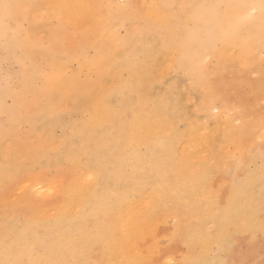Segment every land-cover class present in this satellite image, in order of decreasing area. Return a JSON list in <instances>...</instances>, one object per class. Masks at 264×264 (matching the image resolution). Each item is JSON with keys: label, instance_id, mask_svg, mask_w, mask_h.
Returning a JSON list of instances; mask_svg holds the SVG:
<instances>
[{"label": "rangeland", "instance_id": "1", "mask_svg": "<svg viewBox=\"0 0 264 264\" xmlns=\"http://www.w3.org/2000/svg\"><path fill=\"white\" fill-rule=\"evenodd\" d=\"M48 3H51L50 7ZM234 3L236 2L231 1V3L228 5H233ZM2 4H8L10 5V7L7 9L0 7V120L2 121H0V261H13L22 264V262L20 263V260L22 259L21 252L25 244H22L24 239L23 237L21 238V236L23 235L22 231L25 227V224L34 220L36 218V215L39 214V211L49 210L51 206H55L53 209L57 208L59 205L61 206L62 202L64 201V193L71 190L72 188L79 187L80 185H85L86 189L89 190L90 185L93 186L95 183H97L95 179V175L99 171V167L97 164V166L95 165L94 167H91L89 169L90 171L83 170V168H81L83 166L73 167L66 157L56 159L55 152L61 147L62 141L65 137L63 126L66 125V127H68L72 123H77L84 126L89 121H91V117L94 113L93 111L98 109H96V107H99L98 102L96 101H98V99H102V97L107 94L109 88L108 85H110L113 81L110 83V81L107 79L108 76H110L109 74H112L111 69H109L107 66L99 65L98 69L96 70L93 64L92 66L84 64V66L82 67L84 71L79 72V77H77L74 82L70 83L62 90V92L65 93V96H69L68 98H63V100L67 101H63L61 99L56 104H51L46 108V102L43 101V97L47 96L53 91H57L55 90L58 89L56 84L61 81L59 76H56L53 81L52 78H47L46 75L47 72L50 71L49 66H51V64H49V59L53 58L54 56L60 57L61 62L59 68H63V61L64 59L66 60L65 57L67 56V50L72 47V41L75 39L70 38L69 36L72 31L71 21L64 14H62V12L58 8L54 6V0H0V5ZM35 6L38 7L35 8ZM151 6L153 7L152 4ZM227 9L229 10L228 6ZM232 9L233 8H230L229 13L225 12L226 16L224 15V19L228 21L227 26H229V30H233L237 22V10ZM13 10L16 11L13 12ZM40 11H46V13H43V16H41L42 12ZM7 12H9V14ZM5 13L8 14L6 17H4V15H6ZM39 13L41 15H39ZM44 15L46 16V19L44 18ZM23 17L26 19H24ZM12 20H15V23ZM225 20L222 22L221 28L224 27ZM257 27L258 26H253V37H251L252 40H245V42L241 41L240 38L230 39L231 35L224 33V38H205V36H201V38H205V40L202 39L201 43L205 44L208 42L207 40H209V42H211V46L207 49L200 50L198 65L194 64L192 60L187 62L183 61L181 63L180 66L182 68V71H185V73L187 72L188 75L183 78L184 81L181 85L179 84V86H177V80L173 79V72L175 69L176 61L173 59V57H175L174 55L177 53H169L167 55V59L163 61L161 67L159 68V72L164 74V79H167L168 81L167 87H159L158 93L153 96V99L150 98V100L148 101L149 103L146 102V96H140L139 94L137 95L129 92L126 96L127 102L125 104L123 102H117L116 105L112 106L113 109H110L112 117L115 118V120H113L112 118V122L115 121V123L111 127V137L113 139L121 138V144H123L125 138L128 137L130 128H134L135 126L143 127V130L141 129V131L139 132L140 134H138L139 139L136 138V152L137 154H139L136 155L135 158V156H132L129 153L127 160L129 162H133V166L136 170L141 168L144 170V172L145 158H148L146 156V147L143 143L144 140L142 139L143 137H141V135L143 132H145L143 134H147L146 129L149 130L151 128L152 130V124L155 125L156 129L161 127L159 123L160 118L164 120L168 119L167 123L171 122L178 131H182L184 130L186 124L185 114L187 111L191 114V116H194L195 119L202 121L201 123H204L203 121L206 120V125L204 124L203 128H208L210 129V132L212 131V121L204 117L201 100H204V102L210 105L211 108L209 110L214 108L219 109H217L218 112H211V116L217 117L220 120L216 143H219L220 135L229 132L232 128V132H235L236 130L238 131V136L236 135L238 139L233 138V141L231 140L230 143L227 142L225 144L226 146L224 145L225 147L222 148V150L209 151L210 148L208 146L207 151L202 150L198 153L199 159L202 158V161L198 163V166H192L191 169H189L193 170L194 175L198 174L197 177L193 178L194 181L193 179L188 178L186 171L185 173L180 171L182 175L178 179L179 181H177V183H175L173 186L175 190L174 200L168 202L165 201L163 191L166 190V186H162L160 183H154L153 186H151V190L152 192H155V195L153 194L150 200H148L146 213H149L148 215L151 217V220L153 222H149L150 234L148 232V228L144 229V231L142 232V238H146V244L142 249L144 258L148 260L147 264H153V261H158L161 255L165 257L164 260H169L170 258V260L175 261V264H185L186 261H207L209 262V264H211V262L216 261L217 258L218 260L226 261L227 264H264V236H262L264 235V155H262V151L264 150H261L260 142L261 138L264 137V129L261 128L260 125L264 123V25L261 24L258 28ZM12 28L14 30H18H16L15 32ZM174 28L175 27H173V29ZM220 30L223 31V29ZM50 31H52L53 33ZM7 34H9L8 38ZM211 36H213V34ZM27 38H29V41H27ZM48 38H50L51 40H49ZM33 41L34 43H31ZM254 48H258V51H256V49ZM25 51H28V53H26ZM17 53H19L20 55L18 54L16 57L15 54ZM86 53L88 57L91 56L90 58L93 59L92 56L94 55V52L91 49H89L90 54L88 53V50L86 51ZM24 60H26L25 63ZM30 63L31 66L29 67L28 65ZM25 64L27 65L25 66ZM76 64L77 63L72 60L71 63L65 66V72H67V74H70L71 72L79 70L78 65ZM145 64L147 66L151 64L149 58H147ZM21 66L22 68H20ZM165 70L167 72H164ZM98 72L103 74L106 78L104 80H100L98 77ZM125 77L126 75L123 73L119 78H121L122 80ZM89 78L90 81H88ZM258 79L260 80L258 81ZM88 82L90 83V86H87ZM102 83L105 84L102 85ZM43 85L47 87L44 89L48 90L47 93H45L43 90L40 91V88ZM191 85H193L192 88H190ZM217 90L222 96L220 97V99L225 106L224 109L222 108L220 103L215 100V93ZM101 92L104 94H101ZM164 92H167L168 95L166 96ZM71 97H75V100L73 101ZM95 98L97 100H95ZM169 98H171L172 102H169ZM137 99H139V101ZM151 100L155 101L156 103L165 100L164 102L168 104L167 110L164 113H161L158 107L156 112L154 113L155 115L153 114V117L151 112V109L153 107ZM93 101L95 103V106ZM92 106L93 109H91ZM68 109H72L71 119L67 115ZM173 111H177V114L171 115L170 120V116H168V114ZM89 115L91 116L90 119ZM44 117L48 121L52 122L51 126L47 128L43 126V122L40 119ZM148 124L150 127H148ZM248 130L251 133L247 136H244ZM242 131L244 132L243 134ZM21 132L25 133L21 135ZM202 133H204V131ZM33 137L35 140H30ZM43 137L46 139H44ZM59 139V143H56ZM97 140L101 141L102 143H108L109 145L112 142L108 138H101L100 140L98 137ZM6 142H8V144ZM232 142L233 144H231ZM4 147L6 152H4ZM46 147L49 149H47ZM118 153L121 154L119 150ZM22 157L23 159H25L23 160ZM111 157L113 156H110V153L104 155V162L107 164L109 162L112 165H116L115 160H109ZM20 159L23 161H20ZM204 159L209 160L210 164L204 163ZM36 160L51 161L48 164H42L40 162H37ZM18 163L19 165H17ZM246 165L249 167H247ZM70 167L72 168L70 169ZM220 167L223 169H221ZM68 169H70V171ZM224 169L225 171H223ZM42 170H44L43 175L39 174ZM121 170L125 173V176L121 177L119 179V182L122 185H127L126 181L130 176L132 169L130 166H128L122 168ZM210 171L214 173H211ZM255 173H257L258 176L255 175ZM211 175H213L212 178ZM254 175L257 178H255ZM40 176H44V178H40ZM240 178L241 180H238ZM245 178L247 179L244 180ZM8 179L10 180L8 181ZM80 179L81 181H88V183L85 182L86 184H83L80 182ZM254 179L258 180L255 181ZM75 180L79 181L76 182ZM248 180L249 182L253 180L251 182L252 185L248 184ZM239 182L241 184H239ZM74 183H79V185H71ZM199 184L200 186H198ZM237 185L239 187H237ZM4 186L5 188H3ZM47 186L49 187L46 188ZM51 187H53L55 194L52 193L53 189ZM48 189H50L51 193L48 192ZM15 190L20 191L16 192L15 194ZM232 190H236V192L233 193ZM36 191H39L38 194L36 193ZM33 193L36 195V197L35 195L32 196ZM46 193L48 194L45 195ZM205 193H207L208 195ZM214 193L216 194L214 195ZM51 194L52 196H50ZM203 194L205 195V197H202ZM237 194L238 196H236ZM137 195L135 196V198H133L134 195H132L130 191L126 195H124V198H126L127 200L126 205H128V203L130 204L129 200L132 196V198L135 200L137 198ZM197 197H200L201 200H195ZM227 197L230 198L227 199ZM231 199L232 201H230ZM244 202L247 203L244 204ZM153 205H156L157 207H153ZM214 206H216L217 210H213L216 209ZM226 206L227 208L225 209ZM210 208L213 211H209ZM149 209H152L151 211L154 212L150 214ZM158 209L160 210L158 211ZM232 210L235 211L233 212ZM255 210L257 211L255 212ZM122 211L112 210L109 211L105 216L103 214L99 215L97 212H90L89 222L90 224H92L94 217L98 220L103 219V222L106 223L105 226L108 228L107 230L110 231L104 233L105 237L113 238L114 236L112 235H115L113 234L115 233V227L113 226L117 225ZM214 211L216 213H221H217L216 215ZM198 214L200 215V217ZM247 214L249 215L246 216ZM8 215L10 217H8ZM175 215L179 216H176L178 219L177 221L175 219ZM168 216L170 219L168 218ZM78 219L80 221H84L83 217H78ZM165 219L167 221V224L165 223ZM237 219H240L241 221H237ZM238 222L242 223L239 224ZM245 224L247 225V228H245ZM257 225L259 226V228ZM204 226L206 230L209 231V233L207 231L208 234L205 233L206 230L203 229ZM91 228L94 227H88L89 230H91ZM243 228L244 230L246 229L249 235L243 232ZM258 229H260L261 232L258 231ZM7 230L9 233L7 232ZM71 230L77 232L76 227L70 229L69 231H65V229H62L60 232L62 238L68 237ZM240 231L243 232H241L243 235L240 233ZM67 232L68 234H66ZM259 233H262V235H260ZM152 234H154V236ZM253 234L256 237H254ZM159 236L162 238H159ZM230 236L231 239L229 238ZM221 237H223V239ZM101 238H103V235H100L98 237L99 240ZM204 238L206 241L204 240ZM250 238L252 240L251 242H249ZM98 239H96V241H98L99 243ZM170 239H172V241H168ZM217 239L219 240V244H221V246H219L218 241H216ZM222 240L224 241V243H222ZM209 242H211V244ZM198 243L202 245H199ZM205 243L206 245H204ZM156 244L159 245L157 246ZM160 244L162 245L160 246ZM182 244H184L185 246ZM97 245L100 244L94 243L92 245V243L89 241V248L87 249L90 252L88 254L91 259L93 258L94 254L96 255L94 261L98 256V253L94 250ZM259 245H262L263 251L261 246ZM206 246H208V248ZM152 247L154 248L152 249ZM199 247H203V249H199ZM204 247L206 248L204 249ZM220 247L222 249H220ZM145 248H148L150 250ZM151 251H154V253L152 254ZM182 254H184V256ZM196 255L198 256V258H195L197 257ZM221 255L225 258L221 257ZM4 256L5 258H2ZM11 256H14V258ZM89 256L85 259V261L87 260L86 262L81 260V263L92 264L91 262L93 259L91 260ZM194 258L195 260H192Z\"/></svg>", "mask_w": 264, "mask_h": 264}, {"label": "bare ground", "instance_id": "2", "mask_svg": "<svg viewBox=\"0 0 264 264\" xmlns=\"http://www.w3.org/2000/svg\"><path fill=\"white\" fill-rule=\"evenodd\" d=\"M231 1H235L236 3H234V4H237V3H254V4L258 5L260 3V0H54V6L56 8H58L62 12V14H64L71 21L72 31H71L69 36H70V38H75V39L74 40L72 39L73 40L72 45H71L72 47L67 50L68 51L66 53L67 56L65 57L66 60L64 59V61H63V68H59L60 62H61L60 57L54 56L53 58L49 59V64H51V66H49L50 71L47 72V75H46L47 78H49V79L52 78V81H53L56 78V76H59L61 81L58 84H56L58 89H55V90H57V91H53L50 94H48L47 96L43 97L44 98L43 101L46 102L45 107L47 108L51 104H54V103L56 104L61 99L63 100V98L69 97V96H65V93L62 92V90H63V88L68 86L70 83L74 82L77 77H79V72L84 71L82 68L84 66V64H87L90 66H92V64H93V66L95 67L96 70L98 69L99 65L107 66L109 69H111V72H112V74H109L110 76H108L107 79L110 81V83L112 81L113 82L110 85H108L109 83L107 84L109 86L107 94L104 95L102 97V99H98V101H96V102H98L99 107H96V109L97 108L98 109L93 111L94 113L92 112L93 113L92 117L89 115V119H90V117L92 118L91 121H89L84 126L77 124V123H72L68 127H66V125L63 126V129L65 131V137L62 141L61 147L55 152L56 159H60L61 157L62 158L66 157V158H68L70 164L73 167L83 166V167H81V168H83V170L88 171L91 167H94L97 164L99 167V171L97 172L96 175L94 174L97 183H95L93 186L90 185L91 187L89 186V190L86 189L85 185H82V186L80 185L79 187L72 188L71 190L64 193V198H63L64 201L62 202L61 206L59 205L55 209H53L55 206L54 207L51 206V208H49V210H45V211L41 210L38 212L39 214L36 215V218L34 220L27 222L25 224V227L23 228V231H22L23 235L21 236V238L23 237V239H24L22 244H25V245H24V248L22 249V252H21L22 253V259L20 260V263L22 262V264H82L81 260L86 262L87 260L85 261V259L88 258V256H89L88 253H90L87 250L89 248V241L92 243V245L94 243L100 244V245H97V247H95V248L93 247L94 250L98 253L96 260L94 261V259L96 257L95 254L92 258L93 260L89 256L90 259L92 260V262H91L92 264H147L148 263V260L144 258L143 249H142L146 244V240H145L146 238H142V232L144 231V229L148 228V232L150 234L149 222L152 220H151V217L148 215L149 213L148 212L146 213V210H147L148 200H150L151 196L155 193V192H152L151 186H153L154 183H160L162 186H166V190L163 191L165 201L168 202V201L174 200L175 190H174L173 186L175 183H177V181H179L178 179L182 175L181 172L185 173V171H186V174H187L188 178H190V179L197 177L198 174L194 175L193 170H189V169H191L192 166H198V163L202 161V158L199 159L198 153L202 150L207 151L208 146L210 148L209 151L210 150H212V151L222 150V148H224L226 146L225 144L227 142L230 143V141L233 138L238 139V137H237L238 131L234 130L235 132H232L233 131V128H232L229 132H227L223 135H220L219 136V143H216L217 137H218V128L220 126V122H219L220 120L217 117L211 116V112H213V111L218 112L219 109L217 108L218 109L217 110L216 108H214V109L209 110L211 108L210 105H208V103L204 102V100H201V105L203 107L204 117L206 119H210V121H212V124H213L212 131L210 132V129L203 128V125L204 124L206 125L205 119H203V120H205V121H203L204 123H201L202 121L195 119V117L191 116V114L187 111L185 114V119H186L185 123L186 124H185L184 130H182V131H178L173 126V124L171 122L167 123L168 119L164 120V119L160 118L159 123H160L161 127L156 129L155 125L152 124L153 129L152 130H151V128L149 130L146 129L147 134H143V133H145L143 131H142L143 133L141 132L142 133L141 137H143L142 138L144 140L143 143L146 147V156L148 158V159L145 158V172H144V170L141 168L136 170L135 167L133 166V162L132 161L129 162L127 160L129 153L132 156H135V158H136V155L139 154V153L137 154V152H136V144H137L136 138L139 139L138 134H140L139 132L141 131V129L143 130V127L135 126L134 128H130L129 132H128V137H126L124 140V143L121 144V142H122L121 138L113 139L111 137V133H112L111 127L115 123V121L112 122V118H113V120H115V118L112 117L110 109H113L112 106L116 105L117 102L118 103L123 102L125 104L127 102L126 96L129 92L133 93V94H137V95L139 94L140 96H146V100H147L146 102H148L150 100V98L153 99V96L158 93L159 87H161V86L167 87L168 81H167V79L166 80L164 79L165 75L159 72V68L161 67L163 61L167 59V55L169 53H173V52L177 53L174 55L175 57H173V59L176 60L175 61V69L173 72V79L177 80L176 83H177V86H179V84L181 85L183 83V81H184L183 78L186 75H188L187 72L185 73V71H182V68L180 66L181 63L183 61L187 62V61L192 60L194 64L198 65L200 50L201 49H203V50L207 49L208 47L211 46V42H209V40H207L208 41L207 43L202 44L201 43L202 39L205 40V38H224V36H223V33H224V34L231 35L230 39L231 38H240L241 41H244V42H245V40H249V39L252 40L251 37H253V32H252L253 26L259 27L262 24L261 13L258 10L255 13V16L252 17L251 19L247 20V21H238V19H237V22H236L233 30H229V26H227L228 21L225 20L224 17L226 16L225 12L229 13L230 8L228 10L227 6H228V4L231 3ZM50 4L51 3H48L49 7H50ZM151 4L153 5V7L151 6ZM38 6H35V8ZM45 7H47V6H45ZM226 10H228V11H226ZM14 11H16V10H13V12ZM9 12H10V9H9ZM9 12H7V13L9 14ZM40 12H42V11H40ZM7 13H5L6 15H4V17H6L8 15ZM20 13H22V12H20ZM43 13H46V11L42 12V15L39 13V15L43 16ZM52 13H54V12H52ZM25 16H27V15H25ZM46 16H47V14H46ZM46 16L44 17L45 19H46ZM10 17H11V15H10ZM236 18H237V12H236ZM24 19H26V18H24ZM224 20H225V25H224V27L221 28L222 22ZM13 22L15 23V20ZM40 23H42V22H40ZM16 27H18V26H16ZM173 27H175V28L173 29ZM220 29H223V31ZM16 30H18V29H15V30L13 29V31H15V32H16ZM26 30H27V27H26ZM50 32H52V31H50ZM260 32H263V31H260ZM212 34H213V36H211ZM10 35H11V33H10ZM8 36H9V34H7V38H8ZM201 36H205V38H201ZM58 37H60V36H58ZM50 38H48V39L51 40ZM257 38H258V36H257ZM28 39L29 38H27V41H29ZM6 42H8V41H6ZM60 42H61V40H60ZM66 42H67V40H66ZM73 42H74V45H73ZM31 43H34V41ZM12 46H10V47H12ZM89 49H91L94 52V55L92 56L93 59L90 58L91 56L88 57V55L86 53L87 50L89 53ZM254 49H256V51H258V48H254ZM28 51L27 52L25 51V52L28 53ZM19 53L15 54V56L17 57V55ZM193 53H194V56H193ZM49 56H51V55H49ZM147 58H149V61L151 63L149 66H147L145 64V61H147ZM72 60L77 63L76 65H78L79 70H76L74 72H71L70 74H67V72H65L66 71L65 66L67 64L71 63ZM25 61L26 60H24V63H25ZM28 63H29V58H28ZM26 65L27 64H25V66ZM28 66L30 67L31 63ZM18 68H19V66H18ZM20 68H22V66ZM184 68H185V66H184ZM164 72H167V71L165 70ZM123 73L126 75V77L121 80V78H119V77H120V75L122 76ZM251 73H250V75H251ZM98 77L100 80H104L106 78L100 72H98ZM49 79H48V81H49ZM119 79H120V81H119ZM259 80L260 79H258V81ZM88 81H90V78L88 79ZM173 83H174V81H173ZM104 84L102 83V85H104ZM87 86H90L89 82L87 83ZM168 86H170V85H168ZM173 86H175V85H173ZM192 87H193V85L190 86V88H192ZM41 88H40V91L43 90L45 93H47L48 90L47 89L44 90L45 88H47L45 85L41 86ZM168 89H169V87H168ZM236 90H237V88H236ZM102 92H101V94H104ZM167 92H164L166 94V96L168 95ZM186 95H188V94H186ZM220 97H222V96H221L220 92L217 90L215 93V100L218 101L220 103V105L222 106V108L224 109L225 106L223 105ZM71 98L73 101L75 100V97L74 98L71 97ZM31 99H30V101H31ZM95 100H97V99L95 98ZM137 100L139 101V99H137ZM168 100H169V102H172L171 98H169ZM63 101H67V100H63ZM151 101H152V106H153L151 109L152 115L156 112L158 107H159V110L161 113H164L168 108V104L166 102H164L165 100L162 102L161 101L157 102V103L153 100H151ZM140 102H142V101H140ZM93 103H94V101H93ZM91 104H90V106H91ZM24 105H26V104H24ZM94 106H95V103H94ZM130 107H132V106H130ZM91 109H93V106ZM177 111H173L170 114H168V116H170V120H171V115L177 114ZM25 112H27V111H25ZM229 114H231V113H229ZM67 115L71 119L72 109H68ZM154 115H153V117H154ZM40 120L43 122V126H45L46 128L52 125V122L48 121L45 117L40 119ZM261 121H263V120H261ZM260 125H261V128L264 129V123H262ZM182 126H180V127H182ZM148 127H150L149 124H148ZM144 129H145V127H144ZM19 131H20V129H19ZM203 131H204V133H202ZM263 131H261V132H263ZM24 133L25 132H21V135H23ZM243 133L244 132L242 131V134ZM250 133L251 132L248 130L244 136H247ZM98 137L100 140H101V138H105V139L108 138L112 142L110 143V145L108 143H102L101 141L97 140ZM33 139H34V137L31 138L30 140H33ZM44 139H46V138H44ZM60 139L56 143H59ZM208 140H209V142H208ZM6 143L8 144V142H6ZM231 144H233V142ZM4 145H6V144H4ZM50 145H53V144H50ZM47 149H49V148H47ZM50 149H51V147H50ZM4 150H5V147H4ZM118 150L121 154L118 153ZM236 151H238V150H236ZM4 152H6V150ZM247 152H248V150H247ZM12 153H15V152H12ZM108 153H110V156H113L109 160H112V159L115 160L116 165H112L108 161H107L108 164L104 162L103 156L108 154ZM5 156H3V157H5ZM22 159H23V157H22ZM23 160L20 159V161H23ZM36 161L40 162L42 164H48L51 160H40V161L36 160ZM62 162H65V161H62ZM203 162L206 164H210V161L207 159H204ZM142 163H144V162H142ZM142 163H140V164H142ZM211 163H213V162H211ZM228 163H230V162H228ZM17 165H19V163ZM128 166L131 167L132 172H131L130 176L127 178V181H126L127 185H122L119 182V179L121 177H124L125 173L121 169L128 167ZM255 166H256V164H255ZM34 167H35V165H34ZM247 167H249V166H247ZM71 168L72 167H70V169ZM137 168H138V166H137ZM70 169H68V170L70 171ZM210 169H211V167H210ZM221 169H223V168H221ZM215 170H213V171H215ZM43 171L44 170H42L39 174L43 175ZM71 171H73V170H71ZM199 171H200V169H199ZM207 171H208V169H207ZM223 171H225V169ZM210 172L214 173L212 171H210ZM251 174H253V173H251ZM248 175H250V174H248ZM255 175H257V173H255ZM212 176L213 175H211V178H212ZM250 176H252V175H250ZM40 178H44V176H40ZM255 178H257V177L255 176ZM246 179L247 178H245L244 180H246ZM9 180L10 179H8V181ZM201 180H202V178H201ZM238 180H241V178ZM257 180H255V181H257ZM24 181H26V180H24ZM78 181H76V182H78ZM193 181H194V179H193ZM252 181L253 180H251V182ZM80 182L83 184L88 183V181H83V180L81 181V179H80ZM248 182H249V180H248ZM251 182H249L248 184L252 185ZM20 184H22V183H20ZM75 184H77V183H74L71 185H75ZM200 184L198 186H200ZM239 184H241V183L239 182ZM5 185H7V184H5ZM78 185H79V183L77 184V186ZM224 185H225V182H224ZM49 186H47L46 188H48ZM120 187H121V190H120ZM175 187H176V185H175ZM237 187H239V186L237 185ZM3 188H5V186ZM51 188L53 189V187H51ZM189 188H191V187H189ZM18 189H20V188H18ZM32 189H33V187H32ZM220 189H222V188H220ZM16 190L14 192L15 194H16V192L20 191V190H18V191H16ZM21 190H22V188H21ZM48 190H49L48 192H50V189H48ZM197 190H198V187H197ZM259 190H260V188H259ZM129 191L131 192L132 195H134V197L132 196L133 198H135V196L137 194L138 195H137V198L135 200L131 197V199L129 200L130 204L128 203V205H126L127 200H126V198H124V195H126ZM38 192L36 191L37 194H38ZM194 192H195V190H194ZM214 192H215V190H214ZM234 192H236V190L233 191V193ZM256 192H258V191H256ZM52 193H54V189H53ZM181 193H182V191H181ZM47 194L48 193H46L45 195H47ZM176 194H177V192H176ZM205 194H207V193H205ZM215 194L216 193H214V195ZM245 194H246V191H245ZM33 195H35V194L33 193L32 196ZM193 195H194V193H193ZM50 196H52V194ZM210 196H211V193H210ZM210 196H208V197H210ZM236 196H238V194ZM35 197H36V195H35ZM202 197H205V195L203 194ZM229 198L227 197V199H229ZM202 199H204V198H202ZM195 200L200 201L201 199H200V197H197ZM230 201H232V199ZM245 203H247V202H244V204ZM155 206L153 205V207H155ZM207 206H209V205H207ZM263 206H264V204H263ZM214 207L216 208V206H214ZM226 208H227V206L225 207V209ZM241 208H242V206H241ZM259 208H260V206H259ZM112 210H120V211L124 210V211L121 212V215H120L119 221L117 222V225L113 226V227H115L114 228L115 233H113L115 235H112L114 237L113 238H107V237H105L104 233H107L110 231L107 230L108 228L105 226L106 223L103 222V219L98 220L97 218L94 217L93 223L91 222L92 224H90L89 214H90V212H97L99 215L103 214L105 216L109 211H112ZM151 210L152 209H149L150 214H152L154 212ZM159 210L160 209H158V211ZM210 210H211V208L209 209V211ZM213 210H217V208L213 209ZM213 210H211V211H213ZM206 211H208V210H206ZM256 211L257 210H255V212ZM214 213H216V212L214 211ZM217 213H216V215H217ZM220 213H218V214H220ZM253 213H254V211H253ZM248 215L249 214H247L246 216H248ZM172 216H174V215H172ZM176 216H178V215H175V219L177 221L178 219ZM212 216H213V214H212ZM8 217H10V216L8 215ZM78 217H83L85 222L80 221L78 219ZM124 217H127V218H124ZM199 217H200V215H199ZM252 217H253V215H252ZM101 218H103V217H101ZM168 218H169V216H168ZM240 218H242V217H240ZM239 220L237 219V221H239ZM165 221H166V219H165ZM253 222H255V221H253ZM165 223L167 224V221ZM240 223H242V222H240ZM79 224H81V225H79ZM250 224H251V222H250ZM245 225H244V227H245ZM258 225H259V223H258ZM91 226H93L94 228H91V230H89L88 227L90 228ZM208 226H211V225H208ZM74 227H76V230L78 233L71 230V232H69L68 237L62 238V235L60 233L62 229H65V231H69L70 229H72ZM245 228H247V225ZM258 228H259V226H258ZM203 229L206 230L205 226ZM89 231H90V234H89ZM207 231L208 230H206L205 233H207ZM258 231L261 232L260 229H258ZM7 232H8V230H7ZM12 232H14V231H12ZM241 232L242 231H240V233ZM243 232L247 233L246 229L244 230V228H243ZM208 233H209V231H208ZM254 233H255V231H254ZM66 234H68V232ZM88 234L90 237L88 236ZM259 234L262 235V233H259ZM100 235H103V238H101L99 240L98 237ZM152 235L154 236V234H152ZM217 236H220V235H217ZM252 236H251V238H252ZM262 236H264V235H262ZM187 237H189V236H187ZM254 237H256V236L254 235ZM159 238H162V237L159 236ZM194 238H196V237H194ZM221 238L223 239V237H221ZM229 238L231 239V236ZM251 238L249 239V242L252 241ZM96 239L99 240V243H98V241H96ZM163 239H165V238H163ZM172 239H170L168 241H172ZM204 240H205V238H204ZM168 241H166V242H168ZM216 241H218V244L220 243L218 239ZM194 242H195V240H194ZM209 243L211 244V242H209ZM222 243H224V241ZM198 244L202 245L200 243H198ZM212 244H215V243H212ZM234 244H235V242H234ZM161 245L162 244H160V246ZM182 245H184V244H182ZM204 245H206V243ZM219 246H221V244H219ZM259 246H261V248H262V245H259ZM154 247H152V249ZM206 247L208 248V246H206ZM206 247H204V249ZM145 249H148V248H145ZM199 249H203V247L202 248L199 247ZM220 249H222V248L220 247ZM228 249H229V247H228ZM148 250H150V249H148ZM201 251H204V250H201ZM262 251H263V248H262ZM199 252H200V250H199ZM225 252H226V250H225ZM153 253H154V251L152 252V254ZM15 255H17V254H15ZM182 255L184 256V254H182ZM188 256H189V254H188ZM254 256H255V254H254ZM11 257L14 258V256H11ZM168 257H169V255H168ZM221 257H224V256L221 255ZM2 258H5V256ZM195 258H198V256ZM195 258L192 260H195ZM164 259H165V257H164ZM220 259H223V258H220ZM217 260H218V258H217Z\"/></svg>", "mask_w": 264, "mask_h": 264}, {"label": "snow or ice", "instance_id": "3", "mask_svg": "<svg viewBox=\"0 0 264 264\" xmlns=\"http://www.w3.org/2000/svg\"><path fill=\"white\" fill-rule=\"evenodd\" d=\"M0 7L5 9L9 8L10 5L2 4ZM229 8H233L237 10V19L238 21H247L254 17L255 13L259 10L261 13V21L264 24V0H260V3H237L233 5H228ZM261 149L264 150V137L261 138ZM262 155H264V151H262ZM0 264H19V262L13 261H0ZM153 264H175L172 260H164L163 255H161L158 261H153ZM185 264H209L207 261H186ZM211 264H227L224 260H216L211 262Z\"/></svg>", "mask_w": 264, "mask_h": 264}]
</instances>
